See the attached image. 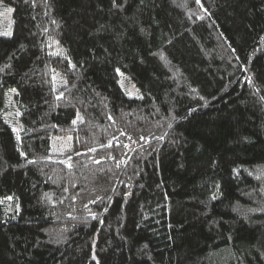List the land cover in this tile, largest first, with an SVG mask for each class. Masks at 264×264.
<instances>
[{"label":"trees","instance_id":"16d2710c","mask_svg":"<svg viewBox=\"0 0 264 264\" xmlns=\"http://www.w3.org/2000/svg\"><path fill=\"white\" fill-rule=\"evenodd\" d=\"M262 38L264 0H0V264H264Z\"/></svg>","mask_w":264,"mask_h":264},{"label":"snow or ice","instance_id":"6c2138e0","mask_svg":"<svg viewBox=\"0 0 264 264\" xmlns=\"http://www.w3.org/2000/svg\"><path fill=\"white\" fill-rule=\"evenodd\" d=\"M195 2L197 4H200V0H195ZM113 5H116V0H113ZM9 11H11V9H8ZM3 35H10V33H3ZM264 39V38H262ZM60 97H57V99H59ZM109 119H111V117H109ZM73 123H75V121H73ZM90 151H95V149H90ZM77 155H79V153H77ZM68 160H71V157H68ZM65 161H61V163H64ZM95 163H99V161H94ZM69 167H71V165H68ZM251 175V173H250ZM259 178V177H258ZM215 198V197H214ZM9 199H11V197H9Z\"/></svg>","mask_w":264,"mask_h":264},{"label":"rangeland","instance_id":"374dc122","mask_svg":"<svg viewBox=\"0 0 264 264\" xmlns=\"http://www.w3.org/2000/svg\"><path fill=\"white\" fill-rule=\"evenodd\" d=\"M120 81H121V85H122V87H124L125 89L127 88L128 89V86L129 85H127V84H125V82H124V79H123V77L121 76V78H120ZM130 90H133V89H131V88H129ZM130 90H128L129 91V95L131 96V97H135V91L133 90V91H130Z\"/></svg>","mask_w":264,"mask_h":264}]
</instances>
